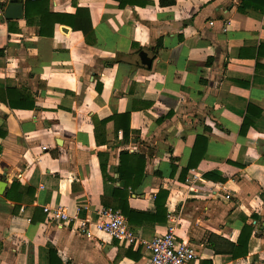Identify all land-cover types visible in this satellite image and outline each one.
<instances>
[{"label": "crops", "instance_id": "crops-1", "mask_svg": "<svg viewBox=\"0 0 264 264\" xmlns=\"http://www.w3.org/2000/svg\"><path fill=\"white\" fill-rule=\"evenodd\" d=\"M21 1L6 20L0 0V264H48L50 250L58 264H147L141 245L78 230L114 209L123 151L144 158L129 209L153 214L166 193V223L132 230L139 241L173 217L191 264H264V0H47L66 17L51 36L24 17L38 0Z\"/></svg>", "mask_w": 264, "mask_h": 264}, {"label": "trees", "instance_id": "trees-1", "mask_svg": "<svg viewBox=\"0 0 264 264\" xmlns=\"http://www.w3.org/2000/svg\"><path fill=\"white\" fill-rule=\"evenodd\" d=\"M47 0H38L33 3H27L25 11V19L28 24H30V14L31 10H36L35 12L39 14V21L37 26L39 27L38 33L40 36H51L52 27L54 24H61L66 17L64 15H55L48 13ZM249 6V2L242 3V10ZM254 8H257L254 6ZM264 4L259 7V12H263ZM50 23V31L46 32L45 27ZM2 52H0L1 54ZM120 121L123 122L121 126L122 130V139L123 142L128 141L129 138V128H128V115H122L119 117ZM119 129V128H118ZM197 166V161L194 164L188 165V167L182 171L181 180H183V175L186 174L187 170L195 169ZM143 168H144V158L141 155L129 154L128 152H121L119 155V165L116 169L117 181L123 183L122 189H115L113 191L112 199L115 203L114 209L118 210L123 217L126 219L131 230L145 226H153L154 224H165L166 223V210L164 208V201L166 198V193L159 192L155 196L154 208L155 211L153 214L137 212L128 208L127 199L129 197L128 193H133L136 188L139 186L142 177H143ZM102 175L106 177V169L104 166H100ZM206 177H210L207 176ZM16 184H14L11 189H15ZM32 196V195H31ZM4 198L8 201H13L11 193L7 192ZM19 201V200H17ZM106 208V207H105ZM251 233V228L249 226H244L240 231L236 244L224 243L227 244L226 254L231 257V259L236 260L238 258H243L247 254V241ZM210 247L216 254H221L216 245L211 242L209 243ZM48 264H58V261L53 262L52 260V251H49V262Z\"/></svg>", "mask_w": 264, "mask_h": 264}, {"label": "built area", "instance_id": "built-area-1", "mask_svg": "<svg viewBox=\"0 0 264 264\" xmlns=\"http://www.w3.org/2000/svg\"><path fill=\"white\" fill-rule=\"evenodd\" d=\"M49 220L57 224H67L70 217L64 210L55 209L49 214ZM169 223L165 234L157 235L147 243L138 240L119 211L102 208L94 222L79 221L78 230L88 234L93 229L122 245H141L150 253L147 264H191L196 259L194 250L188 243L176 239L173 217H169Z\"/></svg>", "mask_w": 264, "mask_h": 264}, {"label": "water", "instance_id": "water-1", "mask_svg": "<svg viewBox=\"0 0 264 264\" xmlns=\"http://www.w3.org/2000/svg\"><path fill=\"white\" fill-rule=\"evenodd\" d=\"M22 16V1L21 0H8V5L4 10V18L6 20H17ZM140 57L143 58L141 61L143 65H145L144 55ZM4 189V184L0 183V194Z\"/></svg>", "mask_w": 264, "mask_h": 264}]
</instances>
